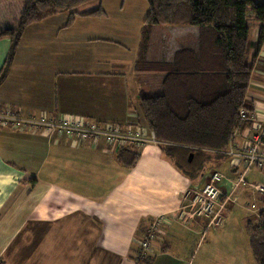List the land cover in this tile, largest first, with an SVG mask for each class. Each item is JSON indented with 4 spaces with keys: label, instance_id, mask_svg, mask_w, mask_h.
I'll list each match as a JSON object with an SVG mask.
<instances>
[{
    "label": "crops",
    "instance_id": "crops-1",
    "mask_svg": "<svg viewBox=\"0 0 264 264\" xmlns=\"http://www.w3.org/2000/svg\"><path fill=\"white\" fill-rule=\"evenodd\" d=\"M97 7L104 16H77L66 26L68 13H58L24 30L0 83V117L46 115L56 120L137 124L147 136L151 134L141 117L138 95L143 80H154V90L159 91L160 77L138 75L136 64L140 59L168 62L180 48H196L197 29L166 27L171 35L163 34L158 44L152 41L159 28L154 27L142 53V29L149 11L145 0H96L86 8ZM256 35L257 30L250 31V42ZM9 51L10 41L0 39V71ZM244 109L254 119H264V43ZM248 126L244 124L234 135L237 147L243 146ZM128 149L138 156L131 168L120 165L119 151L103 140L73 144L54 135L0 127L2 239L22 227L58 237L54 246L58 259L40 264H241L233 241L244 230L248 235L249 222L257 224L259 213L253 214L248 204L256 200L253 193L238 192L222 223L208 226L202 217L190 218V209L211 171L203 169L193 178L185 175L156 141ZM211 166L226 169L222 173L228 180L237 178L241 169L237 159L227 156ZM247 180L264 184V170L250 171ZM159 216L164 223L150 256L141 263L135 258L138 243ZM233 218L237 233L231 227ZM218 228L221 233L215 236L220 246L214 244L209 251H219L225 259L227 255L224 261L201 253L205 233ZM46 240L38 245L39 251H51L53 240Z\"/></svg>",
    "mask_w": 264,
    "mask_h": 264
},
{
    "label": "trees",
    "instance_id": "trees-1",
    "mask_svg": "<svg viewBox=\"0 0 264 264\" xmlns=\"http://www.w3.org/2000/svg\"><path fill=\"white\" fill-rule=\"evenodd\" d=\"M94 1L0 0V39L10 41L0 83L28 26L58 13H68L66 26H71L77 16H104L101 7L77 11ZM145 2L149 11L142 29L140 52L145 51L149 30L154 27L197 29L196 48H180L168 62L140 59L135 67L138 75L160 77L157 94L138 95L142 119L175 166L193 178L226 158L223 152L232 143L234 133L243 127L238 114L245 107L254 63L264 43V2ZM253 29L257 30L256 40L250 42ZM137 159L128 147L118 152V161L124 167H133ZM246 230L252 257L257 264H264V208L259 212L257 224L249 222Z\"/></svg>",
    "mask_w": 264,
    "mask_h": 264
},
{
    "label": "built area",
    "instance_id": "built-area-1",
    "mask_svg": "<svg viewBox=\"0 0 264 264\" xmlns=\"http://www.w3.org/2000/svg\"><path fill=\"white\" fill-rule=\"evenodd\" d=\"M240 124H248L247 133L242 147L232 142L223 152L227 157L237 159L241 167L237 178L228 180L223 173L215 170L206 176L204 185L199 188L190 209L193 217L208 220V226L220 225L228 205L237 201V193L250 191L256 200L249 204L252 213H259L264 208V184L250 182L247 176L252 170H264V119H254L253 115L244 108L239 111ZM0 127L29 133H43L65 138L73 144H96L100 140L107 147L120 151L129 146L142 147L148 141L154 142L151 132L146 135V129L137 124H100L93 121L51 119L46 115L38 118L21 119L14 115L5 114L0 117ZM240 131L238 129L236 132ZM234 133V135L236 134ZM227 187L225 191L223 188ZM261 205V206H260ZM164 217L154 219L138 243L136 260L147 259L152 252Z\"/></svg>",
    "mask_w": 264,
    "mask_h": 264
},
{
    "label": "rangeland",
    "instance_id": "rangeland-1",
    "mask_svg": "<svg viewBox=\"0 0 264 264\" xmlns=\"http://www.w3.org/2000/svg\"><path fill=\"white\" fill-rule=\"evenodd\" d=\"M257 4H262L264 2V0H254ZM92 5V4H91ZM87 9L85 6L83 8H79L77 9V11H83ZM168 28L166 27H159L155 29V34L153 36V40L158 44H161V42L163 41V36L168 33L169 30H167ZM150 31V30H149ZM164 34V35H163ZM169 35H171L170 31H169ZM176 35V33H175ZM149 36V34H148ZM149 39V38H148ZM146 47L148 48V44L147 41L145 43ZM145 47V49H146ZM146 51V50H145ZM156 53V52H154ZM154 81V80H153ZM152 80H148V82L146 80H143V84H142V91L140 92H144L147 95H155L158 93V91H155V86L153 84ZM224 160V158H223ZM221 160V161H223ZM220 163V162H219ZM207 168V169H206ZM205 169L208 171H219V172H223L226 173L227 170L222 168V169H218L217 167H206ZM253 203V200L250 202ZM237 207V206H236ZM236 210H234L233 213H235ZM254 214V213H253ZM235 215V214H234ZM233 215V216H234ZM237 217H239V215H236ZM237 221L236 218H233L231 224L233 227V229H236V233H237V228H234L235 222ZM226 221L224 222V225L222 227L225 226ZM32 223H30L31 225ZM244 224V223H243ZM244 227V226H243ZM244 229V228H243ZM41 233H43V231H40V229H31L29 231V229L27 227H22L18 232L14 233L13 235L8 236L9 233H7L3 239L5 238V241H3L2 236H0V264H40L43 262H47V261H55L56 259H58L59 257V253L56 251L55 247V240L58 239V237L53 236V237H44L41 235ZM217 233H221V228H218L216 230V232H213L211 230L207 231L204 235V241L202 249H201V253H208V257L210 259H219V257H221L222 261H224L225 259V255L223 253L218 252H214V251H209V249H211V247L217 242ZM41 235V236H40ZM40 236V237H39ZM222 239V242H225V239L220 236ZM49 238L52 243H50L51 245V251H39V248H41L40 246L38 247V245L40 243L44 244L45 241H47L46 239ZM70 238V237H69ZM220 239V238H219ZM6 242V243H5ZM219 242V240H218ZM234 244L237 246V250L235 251V255L237 256L238 261L241 264H257L250 253L249 250V243H248V235L245 233V230L242 234V236H237V239L235 241H233ZM221 245H224L221 243ZM220 246V245H218ZM200 253V252H199ZM60 259H62L60 257ZM229 257L226 255V259L228 260ZM145 262L144 260L140 261Z\"/></svg>",
    "mask_w": 264,
    "mask_h": 264
},
{
    "label": "water",
    "instance_id": "water-1",
    "mask_svg": "<svg viewBox=\"0 0 264 264\" xmlns=\"http://www.w3.org/2000/svg\"><path fill=\"white\" fill-rule=\"evenodd\" d=\"M191 160V156L189 157V161Z\"/></svg>",
    "mask_w": 264,
    "mask_h": 264
}]
</instances>
